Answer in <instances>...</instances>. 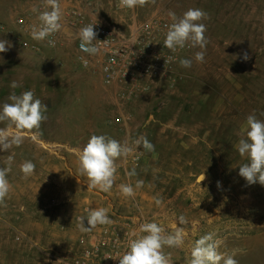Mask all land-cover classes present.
<instances>
[{
  "label": "rangeland",
  "instance_id": "1",
  "mask_svg": "<svg viewBox=\"0 0 264 264\" xmlns=\"http://www.w3.org/2000/svg\"><path fill=\"white\" fill-rule=\"evenodd\" d=\"M59 2L61 31L37 42L33 8L45 10L44 0H0V40L12 45L0 53V105L12 92L31 90L48 107L38 134L26 133L19 147L0 151V167L13 158L10 192L0 206V264H74L78 241L88 234L79 219L101 207L109 225L134 238L147 222L169 233L182 228L183 246L163 248L170 264H188L194 242L209 232L223 241L221 253L246 250L235 257L238 264H264V186L239 176L247 160L236 149L247 116L264 120V0H149L133 9L120 0ZM189 8L209 17L204 62L182 68L179 60L200 50L186 46L167 71L155 69L154 59L139 52L143 29L171 23L169 12L181 16ZM88 24L112 30L128 47L124 67L131 75L123 83L106 84L96 56L89 68L80 65L78 33ZM25 39L39 50L23 48ZM12 81L20 86L10 88ZM102 134L129 144L145 135L155 146L119 158L109 192L89 188L78 171V150ZM28 160L35 171L25 177L20 165ZM133 167L137 174L129 177ZM137 180L142 187L135 188ZM120 184H131L135 195L123 196Z\"/></svg>",
  "mask_w": 264,
  "mask_h": 264
},
{
  "label": "clouds",
  "instance_id": "2",
  "mask_svg": "<svg viewBox=\"0 0 264 264\" xmlns=\"http://www.w3.org/2000/svg\"><path fill=\"white\" fill-rule=\"evenodd\" d=\"M149 0H120L122 8L133 9L137 6H145ZM155 2V0H152ZM43 11L33 8L38 12L39 24L31 27V37L37 42H43L48 37L61 31L63 12L59 0H44ZM171 24L168 25L164 48L175 53L178 49L186 46L199 48L192 59L182 58L179 64L182 68H191L193 60L203 63L208 39L206 24L208 14L199 8H189L181 16L169 12ZM97 32L93 24L83 26L78 33L79 49L90 56L100 53V48L94 43ZM49 46H54V41L48 40ZM12 47L7 40H0V53H6ZM172 57H170L171 59ZM243 62L250 59L247 51L241 57ZM85 67L88 61L81 57ZM166 63V61H165ZM20 85L12 81L10 88L16 89ZM8 101L0 105V122H6L7 127L0 128V151H8L13 146L19 147L25 139L26 133L38 134L41 124L47 120L48 107L40 99L36 98L31 90L23 91L19 95L12 92ZM264 116V112L260 113ZM14 129V131H13ZM239 140L236 149L239 155L246 158L247 162L239 166V176L247 185L259 183L264 186V120L258 119L255 113L249 114L245 124L238 133ZM142 146L148 152H155V146L145 135H140L131 144L118 141L108 135H92L82 149L78 150V171L88 179V187L109 192L116 180L117 164L119 158L127 157L133 153L135 147ZM13 158L9 156L6 167H0V206L5 205L11 185L7 179L11 172ZM20 170L25 177L31 176L35 171V164L28 160L20 165ZM135 167L127 173L129 177L135 176ZM206 179L204 172L198 177L201 183ZM142 180H137L135 188L143 186ZM219 187V182H218ZM120 192L125 197H133L135 189L131 184H120ZM155 203L159 206L162 202L157 199ZM87 221L85 226L84 221ZM112 223L108 215V209H90L86 217H80L79 229L81 232H91L99 225ZM187 223L186 218L178 217V224ZM138 237L131 239L128 250L118 257L119 264H170V257L163 251L164 247H181L184 244L185 233L182 228L177 227L173 232H166L164 227L156 222H147L141 225ZM216 233L209 232L197 239L191 248V258L188 264H238L235 257L245 255L244 249H233L231 254L218 251L223 241L214 238Z\"/></svg>",
  "mask_w": 264,
  "mask_h": 264
},
{
  "label": "built area",
  "instance_id": "3",
  "mask_svg": "<svg viewBox=\"0 0 264 264\" xmlns=\"http://www.w3.org/2000/svg\"><path fill=\"white\" fill-rule=\"evenodd\" d=\"M170 24L166 21L152 22L143 29L141 40H137L139 52L149 54L154 59L155 69L162 72L171 68L182 52V49H178L177 52L172 53L163 46V40ZM94 30L98 34L96 39L99 40L94 43L101 50L96 55V60L100 63L103 81L106 84L123 83L131 75L128 68L124 67V61H126L124 57L128 47L119 43L112 30L102 26H96ZM79 43L80 41L77 46L78 61L83 68H89L95 56L82 52L79 49ZM21 46L32 51L39 50V46L30 39L22 40ZM81 57L88 61L87 67L82 63ZM131 239H134V235L125 227L116 224L97 226L79 239L74 264H119L118 257L128 250Z\"/></svg>",
  "mask_w": 264,
  "mask_h": 264
}]
</instances>
